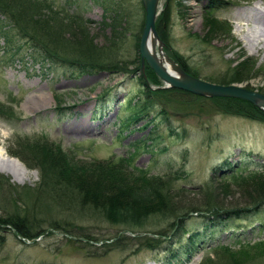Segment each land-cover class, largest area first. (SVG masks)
Here are the masks:
<instances>
[{
  "label": "trees",
  "instance_id": "1",
  "mask_svg": "<svg viewBox=\"0 0 264 264\" xmlns=\"http://www.w3.org/2000/svg\"><path fill=\"white\" fill-rule=\"evenodd\" d=\"M123 1H100L104 11L97 23L108 33L105 43L97 44L88 28L93 21L83 18L79 11L72 12L69 9L74 3L72 0L62 4L52 0H0V40L6 43L8 50L15 33L39 59L77 73L104 71L126 75L139 72L137 77L134 75L138 82L137 93L133 100H128L130 116L125 121L163 124L168 136L176 141H184L186 129L180 124L187 117L193 118L204 130L209 129V121L218 114L264 123V111L250 102L232 97L195 96L179 88L160 89L161 82L145 63L141 72L137 55L130 60L123 59L119 55L121 37L127 31ZM205 1L200 40L209 42L216 37H225L236 42L232 38L231 25L225 19H217L213 12L234 2ZM170 8L171 5H165L155 21L163 51L189 75L199 77L195 69L171 53L167 44ZM142 9L140 5L142 18L132 41L137 51L144 20ZM231 62H234L233 66H230ZM205 79L223 85L245 84L246 88L264 94L261 87L253 89L248 84L251 79L264 81L262 65L241 50L235 61L228 62L225 71L216 77L205 75ZM107 92L108 89L103 94ZM19 116L16 99L6 104L0 102L1 120L16 122L20 120ZM176 122L179 123L174 126ZM155 128L152 126L151 133ZM10 141L7 154L20 159L27 169L37 170L39 179L36 185L17 188L0 174V230L5 228L21 241L34 242L36 238L54 235L55 231L71 235L73 228L83 231L84 226L74 222L75 218L82 221L100 219L111 226H119L120 234L105 239L90 234L83 237L89 241L87 245H97L107 252L133 248L130 254L143 251L148 255L166 247L168 259L174 263L191 260L195 253L201 252L202 259L196 264H264V237L244 240V232L240 230L243 227L232 224L233 219L253 214L264 205V161L249 168L251 163L243 158L235 162L220 157L219 162L210 164L207 181L189 189L184 183L189 174L181 167L170 169L164 175H151L147 169L134 167L129 156L81 160L73 148L65 151L42 133L13 135ZM191 193L200 196L187 200ZM235 194L240 201L227 200ZM64 212L71 220L56 219L55 214ZM193 215L201 220L189 223ZM194 224L198 227H193ZM130 234L138 241L123 244ZM224 235L228 239L226 243L221 242Z\"/></svg>",
  "mask_w": 264,
  "mask_h": 264
},
{
  "label": "rangeland",
  "instance_id": "2",
  "mask_svg": "<svg viewBox=\"0 0 264 264\" xmlns=\"http://www.w3.org/2000/svg\"><path fill=\"white\" fill-rule=\"evenodd\" d=\"M52 1L58 4L65 2ZM72 1L74 3L69 9L72 12L79 11L83 18H90L93 23L88 28L95 42L105 43L108 30L103 31L97 23L102 19L104 11L100 5L101 0ZM115 1L117 0H111ZM226 1L234 4L214 9L213 12L217 19H225L231 25L232 38L238 44L225 37H216L209 42L200 40L203 37L201 17L203 6L207 5L205 0H160V10L167 4L171 5L170 27L167 29V44L171 53L180 57L188 67L195 69L200 79L205 75H220L227 68L228 62L236 60L240 50L256 59L264 71V26L255 22L256 19H263L260 14L264 11V3L261 0ZM122 3L125 7L124 26L127 31L122 34L119 55L130 60L138 56L132 41L142 18L141 4L139 0H124ZM251 6H257L260 12H252ZM16 36L17 34H12L11 48L8 50L6 43L0 40V102L6 104L13 98L16 99V108L21 117L16 122H5L0 118V147L8 157L13 158L7 154L13 135L42 133L60 144L65 151L73 148L77 158L81 160L129 156L134 167L147 169L151 175H164L170 169L181 167L189 174L184 180L189 189L207 181L210 164L219 162L220 157L235 162L243 158L251 163L249 168L253 164L261 165L264 161V123L218 114L210 123L207 122L209 129L204 130L193 118L187 117L180 124L186 129L184 141L173 140L163 124L155 122L148 125L143 120L125 121L130 116L128 100H133L137 93L138 82L135 77L139 72L126 75L108 74L104 71L77 73L71 68L51 65L50 62L39 59L36 53H32L29 45L19 41ZM233 65L234 62H231L230 66ZM248 84L253 89L261 87L264 91L262 79H251ZM241 85L245 87V84ZM107 89L109 92L103 94ZM42 97L44 101L40 100L36 107L27 106L29 100ZM152 126H156L153 133ZM16 160L27 170V174L19 175L20 166L14 163L10 165L15 174H7L3 170H0V174L17 188L36 185L39 182L38 171L27 169L20 159ZM193 192L196 191L193 189ZM199 196L191 193L186 199L195 200ZM227 200L240 201L236 194L232 199L227 197ZM55 216L59 221L67 218L71 220L65 212ZM200 220L193 215L189 223ZM74 222L84 226V230L73 228L71 235L55 231L54 235L36 238L34 242L21 241L14 233L3 228L0 230V264H196L203 256L201 252L195 253L191 260L174 263V260L168 259L166 247L148 255L143 251L136 255L130 254L133 248L129 251L119 249L107 252L97 245H87L88 240L83 235L90 234L91 237L105 239L120 234L119 226H111L100 219L82 221L75 218ZM232 222L233 225L243 227L240 230L244 232V240L263 238L264 205L253 214H244ZM193 227L198 226L194 224ZM251 228H255L254 232H251ZM130 235L123 244H135L138 241ZM224 237L225 235L221 238L222 243L228 241Z\"/></svg>",
  "mask_w": 264,
  "mask_h": 264
},
{
  "label": "water",
  "instance_id": "3",
  "mask_svg": "<svg viewBox=\"0 0 264 264\" xmlns=\"http://www.w3.org/2000/svg\"><path fill=\"white\" fill-rule=\"evenodd\" d=\"M142 5L144 20H142V30L139 34L138 47V58H140V68L143 70V64L145 63L148 68L153 70L154 75L161 82L160 89L164 88H179V90L187 91L192 95H199L201 97H217L221 98L232 97L235 99H242L243 101L250 102L256 108H260L264 111V94L261 92L253 91L252 89L246 88L241 84H230L223 85L220 83H211L208 80L200 79L197 76H191L183 70L177 62L172 60L163 51L164 46L162 39L157 36L155 21L158 18L160 12V0H139ZM154 36L158 43L159 52L167 56L171 60V63L176 67V71L173 74L168 73L167 69L161 67L155 57L150 55L148 52L147 41L150 37Z\"/></svg>",
  "mask_w": 264,
  "mask_h": 264
},
{
  "label": "bare ground",
  "instance_id": "4",
  "mask_svg": "<svg viewBox=\"0 0 264 264\" xmlns=\"http://www.w3.org/2000/svg\"><path fill=\"white\" fill-rule=\"evenodd\" d=\"M261 2H262V4L264 3V0H261ZM249 4V3H248ZM257 5V4H256ZM253 6V5H252ZM251 6V7H252ZM246 7V6H245ZM257 7V6H256ZM256 7H252V8H250V10L252 11V12H255V11H259V9L258 8H256ZM260 8V7H259ZM245 11V10H244ZM249 11V10H248ZM260 12V11H259ZM237 16V15H236ZM236 16H235V18H236ZM260 16H263V19L262 20H260V19H256V21H255V18H254V21L256 22V23H260L261 24V26H264V11L262 12L261 11V14H260ZM238 17V16H237ZM242 17H243V15H242ZM252 17V16H251ZM259 17V16H258ZM238 19H240V18H238ZM249 21H251V20H249ZM253 21V22H254ZM252 22V21H251ZM240 23V22H239ZM252 25V24H251ZM253 27V26H252ZM262 40V39H261ZM260 40V41H261ZM252 41V40H251ZM147 47H148V50H149V54L150 55H152L153 57H155V59H156V62L161 66V67H164V68H166L167 69V72L168 73H171V74H173V72L174 71H176V67L174 66V64H172L171 63V60L170 59H168L167 58V56H165L163 53L161 54L159 51V49H158V43L156 42V39H155V37L154 36H151L150 37V39H149V41H147ZM140 61V60H139ZM178 63V62H177ZM145 67V66H144ZM142 72V71H141ZM40 100H43L44 101V98L42 97V98H33V99H31V100H29L28 102H27V106H29V107H31V108H34V107H36L41 101ZM0 162H1V164H0V170H3L5 173H7V174H15L14 173V170H11V165H14V164H18L19 166L21 165L16 159H13V158H11V157H8L6 154H5V150L4 149H2L1 147H0ZM3 162V163H2ZM6 163H9V165L8 164H6ZM14 163V164H13ZM11 164V165H10ZM20 173H19V175H23V174H27L28 172H27V170L26 169H24L22 166H20Z\"/></svg>",
  "mask_w": 264,
  "mask_h": 264
}]
</instances>
